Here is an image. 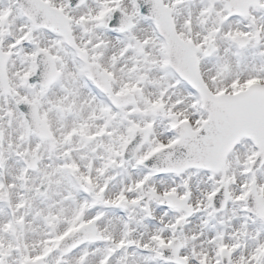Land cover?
Listing matches in <instances>:
<instances>
[{
    "label": "snow or ice",
    "instance_id": "1",
    "mask_svg": "<svg viewBox=\"0 0 264 264\" xmlns=\"http://www.w3.org/2000/svg\"><path fill=\"white\" fill-rule=\"evenodd\" d=\"M0 264H264V0H0Z\"/></svg>",
    "mask_w": 264,
    "mask_h": 264
}]
</instances>
